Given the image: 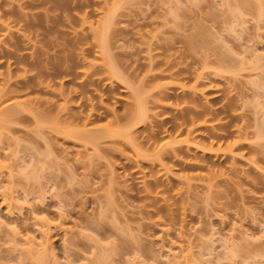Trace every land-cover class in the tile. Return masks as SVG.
I'll return each instance as SVG.
<instances>
[{"label": "rangeland", "instance_id": "1", "mask_svg": "<svg viewBox=\"0 0 264 264\" xmlns=\"http://www.w3.org/2000/svg\"><path fill=\"white\" fill-rule=\"evenodd\" d=\"M22 2L13 10L38 26L26 30L10 18L11 39L17 54L41 67L12 64L8 75L12 60L0 58V88L14 91L11 101L37 99L25 106L31 113L48 123L57 114L60 126L78 129L93 108L86 128L118 129L133 102L127 82L155 116L132 129V143L107 137L94 147L48 124L34 133L31 113L2 128L0 264H37L24 251L27 240L43 244L42 264H264V15L252 8L257 0H115L109 56L125 82L101 67L89 37L101 5L113 0L57 10L54 23L43 18L52 15L49 5ZM67 12L77 18L71 26ZM23 70L50 76L25 90L16 83ZM157 86L165 94L159 103ZM191 110L196 145L182 160L168 156L161 165L140 155L184 139L189 126L179 124Z\"/></svg>", "mask_w": 264, "mask_h": 264}, {"label": "bare ground", "instance_id": "2", "mask_svg": "<svg viewBox=\"0 0 264 264\" xmlns=\"http://www.w3.org/2000/svg\"><path fill=\"white\" fill-rule=\"evenodd\" d=\"M15 1L18 2V0H14L13 2ZM78 1L79 3L70 5L68 0H26V4L29 6L31 5V7H36V8L40 6L43 7V6L49 5V7L46 10L48 12L51 11L52 15L51 16L47 15V12L45 11L46 14L45 16H43V18H45L46 22L54 23L56 20L57 14H53V12L57 10H60L65 13V11H72V10L80 9L84 6H90V2H89L90 0H78ZM13 2H8V1L0 2V29L4 30L6 32L5 34L9 35L8 40L2 41L3 43L6 44V46L3 47L2 50H0V58H5L7 61L12 60L11 61L12 63L8 62V64L6 65L8 75L10 74L9 68L11 67L12 64L13 65L22 64V65L28 66L29 68H38V67L40 68L41 67V65L39 64L40 63L39 60H35L34 62L29 61L24 56L16 53L19 50V44H18V41L11 39L12 31H11V26H10L11 22L9 21L10 18H15L17 22H23V27L26 30H33L34 28L38 26V22L37 20L31 19V18L28 19L29 15H25L24 13H21V12H15L13 10V7H14ZM24 2L22 3L24 4ZM27 2H29V4ZM22 3L17 4V5L20 7ZM225 3H227L228 6H230L227 0H225ZM257 3H258V7L256 9L257 11H255L256 3H254L255 6L253 5L254 7L252 8H254L255 13L257 12L256 15L258 14V16H262L264 15V3H259L258 0H257ZM104 5L106 6V2H104L103 5H101L103 7L102 8L103 10L101 9L102 13L103 12L104 13L103 14L101 13L102 15L98 17L97 21L95 22L96 24L93 27L89 28V37L94 42V45L97 48V53H98L97 55L99 56L102 62L101 67L104 66V68L110 73V75H112V77H115V79H118V80L121 79V81L125 82L126 80L125 81L122 80L123 78L118 72L116 61L114 64L112 56H109V36H110V33H112L113 25L115 24L114 22L115 0H113V3L111 4L110 7L106 6L105 8ZM236 10H237V7H236ZM68 13L69 12H67L65 15L63 14V16H65V19L68 22V25L71 26L74 24V20L77 18H74V16ZM80 20L84 22L85 17L84 16L81 17ZM51 33H55V27L50 29V35H52ZM20 38H25V35L21 34ZM79 42H80V39L77 42H75V44ZM69 44L71 46V42ZM91 65L92 64H89V66ZM26 72H27L26 70H23V75L21 77L22 81L20 80V82L19 81L16 82L17 84H20L22 88H24L25 90H30V88L32 89V87L34 88V86H39L41 84V81L38 80L40 77L50 76L49 74L41 73L42 71L39 70L38 74L28 77L25 75ZM126 86L131 89V92H132L131 97L133 99V102H132L133 104L131 103L132 106H130L131 108L128 109L127 111L128 112V115L126 117L127 124L124 127L122 128L118 127V129L117 127L115 129H112L109 126L99 127L96 129L86 128L87 123H88L87 121H89V119L93 116V112H92L93 108H92L91 109L92 111L89 110V112L85 115L84 122L81 128L78 129L75 127H71L69 125L60 126V122L58 120L59 117L57 114L53 117L52 122H49V123L42 118H38L37 113H31L30 109L25 107L28 103L36 104L37 99L30 98V99H25L24 101H11L12 97H10L8 94L14 93V91L6 90V83H4L2 84V87L0 88V131L2 130V128L3 129H5L6 127L8 128L9 125L11 124H14V123L18 124V122L22 121V117H24L23 115L25 113H31V115H33V121H34V126H35V131H33L34 133L38 132L41 128H43L44 126H46V124H48L49 126L47 127V129L54 131L58 134H62L64 135L65 138L79 139L83 141L85 144H91L93 147L96 146L97 142L100 139H104L107 137L108 138L119 137L121 138V140L123 139L124 141L126 140V142L128 143H132L134 139L132 136V133H133L132 129L139 124L146 125L148 119L151 117L152 114L151 115L149 114V107L147 106V102L142 96L140 89H138L137 87H134L133 84H129L127 82H126ZM155 89L158 90L157 96L159 99L157 102L159 103V100L164 98L165 94L163 90H160L158 86L155 87ZM192 93L195 94L196 91H192ZM15 94L17 95L19 93H15ZM157 106L161 108L165 107L162 104H157ZM193 115H194V112L191 110L190 112L187 113V116H182V119L184 118V123L179 124V126L180 127L183 125L189 126L185 131L184 139L179 140V141L173 139L172 142L170 143L152 147L150 151L144 149V151L142 150V153H144V155L141 153V151H137V155L141 153L140 155L143 158L153 159L154 161L157 160L159 161V164H161L165 158L167 159L168 156L174 159H178L180 157L179 159L182 160L181 153L182 154L184 153L183 150L189 151L190 149L194 148L196 145V143L194 142V138L192 136L195 130L194 127H196V122L194 120ZM38 116H41L44 118L46 116V113L44 112L41 115L38 114ZM152 116L154 117L155 115L153 114ZM95 118H97V116H95ZM159 122L163 123V121L161 120ZM233 146H234V143L229 144L226 147V149L229 151L230 154L234 153V151L232 150ZM167 148L169 150H167ZM146 152H149V153H146ZM165 154L167 155V157ZM230 158L234 160L233 156H231ZM27 241H26V246L27 245L28 246L24 249V251L26 252V255L28 254V256H31L32 258L34 256V259H36V262L38 261L37 264H42V259L44 255L43 244L42 243L36 244L34 240L33 241L27 240ZM97 263L102 264L100 261H98Z\"/></svg>", "mask_w": 264, "mask_h": 264}]
</instances>
